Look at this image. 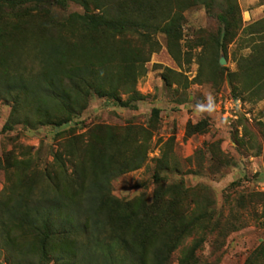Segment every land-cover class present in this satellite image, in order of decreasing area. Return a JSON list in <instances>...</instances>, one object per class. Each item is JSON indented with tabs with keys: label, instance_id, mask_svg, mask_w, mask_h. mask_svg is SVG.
Instances as JSON below:
<instances>
[{
	"label": "rangeland",
	"instance_id": "1",
	"mask_svg": "<svg viewBox=\"0 0 264 264\" xmlns=\"http://www.w3.org/2000/svg\"><path fill=\"white\" fill-rule=\"evenodd\" d=\"M239 6L242 25L229 42L218 4L188 6L171 36L160 27L130 31L127 46L140 55L132 59H143L136 61L135 78L123 84L116 64L102 69L106 86L109 81L119 86L120 97L129 99L130 107L93 92L79 115L57 125L42 124L29 101L11 126L14 103L0 99V200L9 196L25 167L27 182L33 184L31 176L37 181L36 191L52 188L53 181L66 176L80 181L81 168L87 165L85 148L117 144L121 154L113 168L137 161L134 153H140L143 163L114 176L110 195L134 207L164 198L186 221L199 218L170 264H178L182 250L194 245L201 250V262L264 264V84L253 87L255 78L239 71V63L253 52L248 40L264 42V33L247 30L264 18V4L239 0ZM30 11L27 19L32 23L55 22L69 31V17L87 10L81 0L0 2V14L16 17ZM17 58L16 67H26L27 73L42 67L41 55L30 47ZM209 94L215 111L196 113L195 105ZM154 108L160 110L158 117ZM23 115L33 116L23 121ZM201 120L204 130L192 132ZM7 253L0 250V264H10Z\"/></svg>",
	"mask_w": 264,
	"mask_h": 264
},
{
	"label": "trees",
	"instance_id": "2",
	"mask_svg": "<svg viewBox=\"0 0 264 264\" xmlns=\"http://www.w3.org/2000/svg\"><path fill=\"white\" fill-rule=\"evenodd\" d=\"M3 1L14 4L25 0ZM81 3L87 11L69 17V31L55 22L32 23L27 19L32 11L16 17L0 14V99L6 97L14 103L11 126L20 120V112L29 101L35 104L32 113L38 115L42 124L57 125L79 115L93 92L115 98L122 106H132L129 99L120 97L119 86L110 81L109 87L106 86V76L102 74V69L116 64L121 72L117 78L123 84L130 77L135 78L136 61L143 59L133 60L140 55L127 46L126 36L132 30L160 27L171 36L184 19L183 11L200 3L221 6L219 18L225 26V42L231 41L236 28L242 25L239 0H81ZM260 3L264 4V0ZM82 30H91L92 34L78 36L76 33ZM247 30L253 35L263 34L264 18L249 24ZM256 39L248 40L253 43V52L239 63V71L255 78L253 87L264 84V42L255 43ZM28 47L41 55L42 67L38 72L27 73L26 67L23 71L16 67L17 56ZM133 93L138 94L136 90ZM153 112L158 117L160 110L154 108ZM33 115H23L21 120L29 121ZM204 122H197L192 132L203 131ZM117 146L109 143L85 148L87 165L81 168L80 181L66 176L59 182L53 181L52 188L45 186L39 191L32 176L33 184L27 182L28 167H25L20 182L15 183L9 196L0 200V250L8 252L7 263L21 264L24 260L27 264L52 260L57 264L171 263L175 250L199 218L186 221L184 213L174 214L173 203L164 198L134 207L110 195L108 186L114 176L143 163L140 153H134L132 158L137 161L113 168L121 154ZM201 259V250L194 245L182 250L178 264H216Z\"/></svg>",
	"mask_w": 264,
	"mask_h": 264
},
{
	"label": "clouds",
	"instance_id": "3",
	"mask_svg": "<svg viewBox=\"0 0 264 264\" xmlns=\"http://www.w3.org/2000/svg\"><path fill=\"white\" fill-rule=\"evenodd\" d=\"M194 111L198 114H202V113L211 114L212 112H214L215 111L214 97L211 94H209L205 98V101L200 102V103L195 105Z\"/></svg>",
	"mask_w": 264,
	"mask_h": 264
},
{
	"label": "water",
	"instance_id": "4",
	"mask_svg": "<svg viewBox=\"0 0 264 264\" xmlns=\"http://www.w3.org/2000/svg\"><path fill=\"white\" fill-rule=\"evenodd\" d=\"M225 62H226V58L224 56H222L221 59H220V63L223 64Z\"/></svg>",
	"mask_w": 264,
	"mask_h": 264
}]
</instances>
